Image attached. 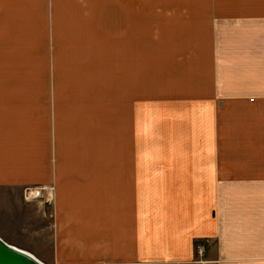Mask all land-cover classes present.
Listing matches in <instances>:
<instances>
[{"label": "crops", "instance_id": "crops-1", "mask_svg": "<svg viewBox=\"0 0 264 264\" xmlns=\"http://www.w3.org/2000/svg\"><path fill=\"white\" fill-rule=\"evenodd\" d=\"M235 1L224 0L225 6L219 0H194L192 4L206 7L218 19L231 13L264 16V0H240L241 6L229 9ZM124 4H127L125 0H0V29L38 32L40 41L32 46L36 50L43 48L46 52L51 41L56 51L53 62L64 64L65 75L73 76L80 68L65 65L68 64L64 60L66 47H70V55H66L70 61L74 58L79 65L84 66L85 62L86 68L107 74L108 69L98 68L92 61L102 60L99 56L102 50L109 43L116 44L117 53L123 56L116 63V77L124 82L116 83V91L126 109L134 102L128 112L136 116L129 122L130 112L127 115L118 106L112 107L107 92L95 86L84 89L86 115L91 114L93 118L97 111V104L86 96L102 93L106 99L98 98L99 125L118 130L116 160L105 152L100 167L67 165L66 160L72 158L64 149L63 157L61 148H65V138H71L72 134L66 135L60 123L53 139L54 133L38 129L36 122L0 116V186L56 185L51 264H200V258L211 264H264V167L222 162L220 154L225 152L220 149L221 118L205 124L218 128L217 134H211L209 129L201 132L199 110L200 115L190 114V122L185 124L184 98L179 91L162 99H149L150 107L152 104L166 106L163 111L173 118H170V128H159L152 120L144 123L138 118L141 99L131 96L139 93L136 91L140 87L137 86L139 64L135 60L139 54L132 59L129 56L131 52L135 54V49L140 52V40L130 41L125 32L138 31L141 24L131 26L133 18L125 23ZM146 4L150 2L143 5ZM113 6L120 15L116 22H109V10ZM184 14L185 11L172 10L150 28L159 30L170 20L179 23L173 17ZM11 22L20 26H10ZM230 25L235 27L232 21ZM114 29L120 32L117 43L103 40L96 33ZM72 47L82 53L71 57ZM256 53L253 48L251 55ZM246 64L250 70L218 71L215 76L218 93L222 92V85L228 84L230 89L228 81L234 78L240 88L234 94H264V73L261 72L264 67L259 71L256 62ZM179 70L176 68L175 73ZM187 77L197 75L190 73ZM15 90L13 95L22 94L21 90ZM60 94L54 98V109L65 107L60 102ZM63 95L70 96V92ZM250 101L247 100L249 105ZM220 106L209 102L206 112L221 114ZM108 116L116 117L115 127L105 124ZM91 121L85 118L81 125L87 126ZM185 126L192 128L193 133H179ZM164 129L170 133L165 134ZM140 130L143 134H129ZM186 141L192 142V149H178ZM197 242H202L203 256L196 248Z\"/></svg>", "mask_w": 264, "mask_h": 264}, {"label": "rangeland", "instance_id": "rangeland-1", "mask_svg": "<svg viewBox=\"0 0 264 264\" xmlns=\"http://www.w3.org/2000/svg\"><path fill=\"white\" fill-rule=\"evenodd\" d=\"M125 1L127 4L122 5L125 23H129V19L133 18L131 26H137L138 22L141 24V29L138 31L125 32L126 36L131 37L130 41L132 38L140 40V52H136L135 49V54L131 52L129 56L132 59L139 54L140 58H135L139 64L140 83L138 84L137 80V86H140V89L136 90L139 93L131 96L132 99H141L138 118L144 123L152 120L159 128H170L172 116L163 111L166 106L152 104L150 107L149 99H162L179 91L184 98L185 124L190 122V114L198 112L200 115L201 112V132L209 129L211 134H217L218 128L205 124L212 119L221 118L220 149L225 152L220 154L223 157L222 162H242L251 167H264V94H234V91L240 90L234 78L228 81L230 89L228 84L222 85V92L218 93L215 77L218 71L234 73L250 70L249 65L246 64L249 61L256 62L258 70L261 71L260 68L264 67V20L261 18L264 16H239L231 13L221 15L218 19L209 14L206 7L198 8L193 5L194 0ZM219 1L225 6L224 0ZM239 1L236 0L228 8L235 10L233 6H241ZM138 2H140L139 10ZM149 2L150 4L143 5ZM154 10L157 12L152 13ZM172 10H180L181 13L185 11L184 15L173 17L179 23H171L170 20L163 23L159 30L150 28ZM119 15L116 14L115 6L111 7L109 22H116ZM230 21L234 22V28L230 25ZM249 22L252 24L250 25ZM178 25L180 28L177 27ZM10 26L20 25L11 22ZM96 33L101 34L99 37L103 40L107 38L117 43L120 32L114 29ZM123 39L126 40L125 37ZM38 41L40 36L36 31L0 29V116L36 122L38 129L54 133L53 139H55L54 131L60 123L66 135L72 134L71 138H65V148H61L63 157L65 153L72 158L66 160L67 165L100 167L105 152L116 160L118 130L116 131L115 128L112 131L104 125L100 126L98 122L101 106L98 98L106 99L105 95L102 96L101 93L86 96L89 101L91 99L97 104L93 118L84 111L87 103L84 102V89L94 86L107 92L108 101L113 103L112 107L118 106L124 114L129 113V108L134 104L132 101L126 109L125 103H122L124 100L118 98L120 93L116 91V83L124 84V82L123 79L116 77L117 60L123 58L122 54L117 53L116 44L109 43V46L102 50L103 53L99 55L102 60L98 58L92 61L98 68L108 69L107 74L103 71L99 72L98 69L86 68L85 62L82 63L84 66L79 65L81 63H76L74 58L70 61V58L66 57L70 55L68 52L70 47H66L64 60H67L68 64L65 65L80 66L73 76H68L63 73V63L53 62L56 56L53 43L50 41L47 44L45 52L43 48L37 50L36 47L32 48ZM253 48L257 51L256 56L251 55ZM72 50L71 57L82 53L76 51L75 47H72ZM176 68L180 69L177 73H175ZM47 70L48 74L45 73ZM159 72L162 75L160 78ZM190 73L197 77H187ZM211 74L213 78L207 77ZM36 88H40L41 91L36 92ZM15 89L21 90L19 92L22 94L13 95ZM68 91L70 96L63 95ZM59 93L62 98L60 102L65 104L66 109L64 105L61 109H54V98ZM74 99L84 103L80 104L77 101L73 103ZM251 99L255 101L252 102ZM247 100L251 102L250 105ZM12 101L15 102L11 103ZM209 102L214 103L216 107L221 104V114H208L206 106L208 107ZM129 116V122L136 117L132 112ZM85 118H90L92 121L89 125L82 126ZM70 124L75 125L71 127ZM105 124L110 128L115 127L116 117L108 116ZM182 132L191 134L193 129L185 126L179 133ZM121 133L127 135L126 132ZM134 133L143 134L141 130L129 134ZM168 133L165 130V134ZM192 145V142L186 141L178 146V149L190 150ZM51 152L53 155L56 153L55 143ZM55 199L54 183L22 187L0 186V235L9 243L22 247L45 263L51 264L53 252L50 238ZM201 243L197 242V249L199 245L203 246ZM208 264H211V261Z\"/></svg>", "mask_w": 264, "mask_h": 264}, {"label": "water", "instance_id": "water-1", "mask_svg": "<svg viewBox=\"0 0 264 264\" xmlns=\"http://www.w3.org/2000/svg\"><path fill=\"white\" fill-rule=\"evenodd\" d=\"M0 264H46L33 253L10 244L0 236Z\"/></svg>", "mask_w": 264, "mask_h": 264}, {"label": "built area", "instance_id": "built-area-1", "mask_svg": "<svg viewBox=\"0 0 264 264\" xmlns=\"http://www.w3.org/2000/svg\"><path fill=\"white\" fill-rule=\"evenodd\" d=\"M198 251H199V253L203 256V246L199 245V247H198ZM198 263H200V264H208L209 261L206 260L205 258H201V259L198 261Z\"/></svg>", "mask_w": 264, "mask_h": 264}, {"label": "bare ground", "instance_id": "bare-ground-1", "mask_svg": "<svg viewBox=\"0 0 264 264\" xmlns=\"http://www.w3.org/2000/svg\"><path fill=\"white\" fill-rule=\"evenodd\" d=\"M1 236V235H0ZM2 237V236H1ZM3 238V237H2ZM4 239V238H3ZM5 240V239H4ZM7 241V240H6ZM8 242V241H7ZM10 244H12V243H10ZM12 245H15V244H12ZM15 246H17V245H15ZM17 247H19V246H17ZM20 249H24V248H22V247H19ZM24 250H26V249H24ZM26 251H28V250H26ZM28 252H30V251H28ZM31 253V252H30ZM36 258H38V259H40L39 257H37L36 255H34ZM41 260V259H40ZM42 261V260H41Z\"/></svg>", "mask_w": 264, "mask_h": 264}]
</instances>
